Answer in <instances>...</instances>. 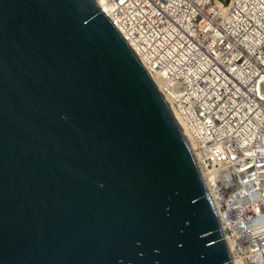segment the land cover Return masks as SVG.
Masks as SVG:
<instances>
[{"label":"water","instance_id":"95a60500","mask_svg":"<svg viewBox=\"0 0 264 264\" xmlns=\"http://www.w3.org/2000/svg\"><path fill=\"white\" fill-rule=\"evenodd\" d=\"M0 264H234L180 124L96 0H0Z\"/></svg>","mask_w":264,"mask_h":264},{"label":"built area","instance_id":"2783aa9c","mask_svg":"<svg viewBox=\"0 0 264 264\" xmlns=\"http://www.w3.org/2000/svg\"><path fill=\"white\" fill-rule=\"evenodd\" d=\"M180 124L234 264H264V0H96Z\"/></svg>","mask_w":264,"mask_h":264},{"label":"bare ground","instance_id":"6f19581e","mask_svg":"<svg viewBox=\"0 0 264 264\" xmlns=\"http://www.w3.org/2000/svg\"><path fill=\"white\" fill-rule=\"evenodd\" d=\"M102 11H104L109 16V13L105 9H102ZM154 80L158 83V79L156 76H154ZM178 121L181 123V121L179 119H178ZM185 137H186V135H185Z\"/></svg>","mask_w":264,"mask_h":264},{"label":"trees","instance_id":"16d2710c","mask_svg":"<svg viewBox=\"0 0 264 264\" xmlns=\"http://www.w3.org/2000/svg\"><path fill=\"white\" fill-rule=\"evenodd\" d=\"M225 1H227V0H225Z\"/></svg>","mask_w":264,"mask_h":264}]
</instances>
